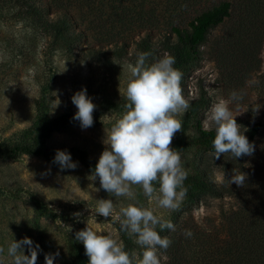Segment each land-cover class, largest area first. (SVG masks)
<instances>
[{"label":"rangeland","instance_id":"rangeland-1","mask_svg":"<svg viewBox=\"0 0 264 264\" xmlns=\"http://www.w3.org/2000/svg\"><path fill=\"white\" fill-rule=\"evenodd\" d=\"M217 1L42 0L50 5L51 11L60 7L69 10L77 28L82 30L74 38L42 29L32 16L23 15L18 2L0 0V143L30 142L35 131L29 135L25 131L38 126V116L47 119L76 112L71 97L86 88L96 105L93 126L81 129L79 122L69 124L50 132L44 144L50 150L81 149L88 158L99 159L105 148V130L126 111V101L120 92L123 93L128 79L126 65H134L138 57L135 42L147 34L153 43L156 58L147 59L150 65L166 54L160 42L170 33L171 25L187 27L195 14ZM231 1L228 15L206 33L198 47L199 59L181 85L190 107L177 117L182 122V131L172 140L174 143L193 137V117L188 113L199 96L207 99L196 115L202 126L217 97L228 98L233 91L242 96V100L230 106L241 131L255 121L263 123L255 137L252 156L235 160L225 154L217 160L211 153L193 157L190 148L177 150L185 170L193 158L210 170L216 183L231 179V175L220 170L221 165L238 164L249 172L257 162L262 163L260 158L264 155V0ZM115 45L125 48L118 50ZM58 100L60 104L56 107ZM107 103L116 104V108H101ZM71 157L77 167L65 170L41 156L19 154L11 159L0 158V246L5 248V264L9 259L8 245L24 237L30 238L34 247L39 245L36 262L39 264H45L46 254L57 252L54 262L61 264L68 260L69 240L75 239V233L86 226L121 243L116 215L130 203L149 208L163 218L170 214L171 211L150 203L138 186H133L135 199L115 198L102 189L95 191L100 186L99 179L89 180L91 172L75 156ZM99 199L113 200L110 217L96 213ZM238 205L239 201L229 195L203 196L174 225L179 230L192 227L193 233L211 237L213 227L219 226ZM161 234L169 236L166 231ZM130 237L136 240L134 235ZM194 242L190 237V243ZM24 250L26 254L27 246ZM158 257L160 264L169 260L162 251Z\"/></svg>","mask_w":264,"mask_h":264},{"label":"clouds","instance_id":"clouds-1","mask_svg":"<svg viewBox=\"0 0 264 264\" xmlns=\"http://www.w3.org/2000/svg\"><path fill=\"white\" fill-rule=\"evenodd\" d=\"M150 55V52L140 53L134 65H126L128 79L123 93L120 92L126 101V111L105 130V148L88 178L93 182L99 179L100 186L95 191L102 189L115 198L135 199L133 186H138L150 203L177 211L187 195L184 181L188 173L182 167L179 153L170 145L174 135L182 131V122L177 117L187 112L190 102L182 94L183 74L173 67L175 58L166 53L149 65L146 61ZM240 100L242 96L234 91L228 98L217 97L205 114L203 130L215 131L211 153L214 159L230 154L236 160L255 152V145L244 135L247 129L241 131L235 119L237 115H233L230 107ZM71 101L77 109L72 119L79 122L81 129L92 127L96 105L88 97L86 88L75 92ZM59 104L58 100L56 107ZM53 163L60 170L77 167L71 154L59 149ZM246 179L247 173L233 169L231 179L227 181L229 185L234 183L243 187ZM96 202L98 215L105 218L112 215V199ZM116 219L120 222L121 232L136 237L135 242L144 249L142 258L136 253L129 254L116 239L86 226L75 233V239L84 245L88 264H134V261L136 264H160L158 252L166 251L172 241L167 236L161 237L156 229L174 232L175 225L155 215L153 210L131 203L120 208ZM185 235L190 237L192 233L185 230ZM24 246L29 255L25 254ZM38 249L39 245L34 247L28 237L12 240L7 247V264H36ZM4 254L5 248L0 246V264H5ZM58 255V252L46 254L45 264H54Z\"/></svg>","mask_w":264,"mask_h":264},{"label":"trees","instance_id":"trees-1","mask_svg":"<svg viewBox=\"0 0 264 264\" xmlns=\"http://www.w3.org/2000/svg\"><path fill=\"white\" fill-rule=\"evenodd\" d=\"M23 7V15L32 16L34 21L44 30L54 34L63 33L72 35L74 38L82 30L77 28L73 16L64 7L51 11L48 3L42 0H14ZM231 0H218L207 8L201 10L188 22L187 27L178 24L170 26L169 34L161 40L162 50L175 58L174 68L182 72L181 85L184 84L188 70L196 64L199 59V45L204 41L206 33L210 28L220 23L229 13ZM171 33L174 35L172 37ZM116 46V45H115ZM118 50L125 46H116ZM135 49L138 54L150 52L148 59L156 58L154 45L149 40L147 34L138 38L135 42ZM207 99L199 96L194 107L188 113L193 117L192 128L193 137L182 141L181 139L170 146L174 151L187 149L193 150L194 155L202 153H212V141L215 138V131H204L200 120L197 118L198 108L206 105ZM115 109L116 104L107 103L104 107ZM196 108V109H195ZM76 112H64L53 118L42 119L38 116V126H32L26 134L35 131L30 142H13L3 145L0 143V158L11 159L19 154H29L41 156L53 163L56 150L67 151L92 172L98 159H90L81 149L73 147H61L50 150L44 144V139L50 132L64 128L69 124L78 121L72 119ZM263 123L253 122L245 132L249 142H255V137L259 135ZM262 163L257 162L253 169L247 172L242 165H221L220 170L226 175L233 174V169L237 172L247 173V179L243 187L230 184L228 181L216 183L207 171L194 159L189 160L186 172L188 173L184 181L187 188V195L183 199L179 210L171 211L164 218L175 224L183 213H189L194 205L203 196L222 197L229 195L239 201L238 208L231 210L220 221L219 226L213 227L214 234L211 237L205 234H195L192 227H186L176 231L163 230L169 233L168 238L172 241L170 247L164 251L169 260L166 264H264V155L260 158ZM201 161V160H199ZM262 167V169L260 168ZM262 171V172H261ZM191 230L194 244L190 243V237L185 235V230ZM119 230V239L124 250L129 254L136 253L138 258H142L144 249L131 239L129 235ZM157 231L162 236V231L157 227ZM177 234V235H175ZM70 258L61 264H85L89 262V257L85 255L84 245L75 239L68 243ZM26 255H29L28 251ZM39 264V263H36ZM54 264H58L54 262ZM134 264L136 262L134 261Z\"/></svg>","mask_w":264,"mask_h":264}]
</instances>
